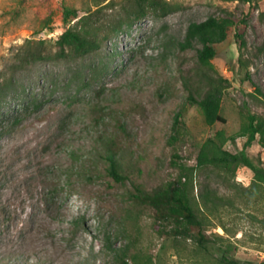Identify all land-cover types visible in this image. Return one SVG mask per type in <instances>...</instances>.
I'll return each mask as SVG.
<instances>
[{
	"label": "rangeland",
	"instance_id": "obj_1",
	"mask_svg": "<svg viewBox=\"0 0 264 264\" xmlns=\"http://www.w3.org/2000/svg\"><path fill=\"white\" fill-rule=\"evenodd\" d=\"M170 1L173 13L133 23L87 57L24 63L22 53L40 40L54 52L64 7L81 15L93 2L0 0V264H115L118 251L128 264L264 260V184L243 166L196 178L208 253L169 236L133 199L136 189L174 181L179 165L195 166L219 132L223 150L243 151L264 169L256 142L228 140L247 115L264 121V0ZM210 17L232 25L205 67L199 45L180 44L190 23ZM213 82L226 123L208 126L189 96L199 99ZM176 114L182 124L172 142ZM107 150L120 160L122 183L106 173Z\"/></svg>",
	"mask_w": 264,
	"mask_h": 264
},
{
	"label": "trees",
	"instance_id": "obj_2",
	"mask_svg": "<svg viewBox=\"0 0 264 264\" xmlns=\"http://www.w3.org/2000/svg\"><path fill=\"white\" fill-rule=\"evenodd\" d=\"M92 2L91 6L81 11V15L75 9L63 8L64 31L53 43L54 52L47 51L45 42L40 40L33 46L27 45L29 47L22 53L21 60L29 63L52 59H81L99 51L102 44L112 35L133 23L143 21L151 14L164 18L178 9L170 0H92ZM230 25L232 22L227 19L213 17L199 23H190L180 46L187 50L194 44L199 45L200 48L196 49L197 61L202 66H209L216 55L215 46L225 41ZM222 97V88L213 82L209 83V87L199 99L190 95L189 102L201 110L205 123L212 126L215 123H226L220 114ZM15 117L12 115L10 119ZM181 124V115L176 114L172 142L177 141ZM237 138L246 139L245 148L256 142L264 150V121L252 114L247 115L239 131L228 140L234 142ZM226 141L220 132L213 138H208L200 147L195 166L179 165L180 172L174 181L152 192L136 189L133 195L136 203L153 211L155 223H158L162 230L169 227V231L166 232L169 236L190 238L196 248L204 253H208L210 247L201 233L204 223L194 206L196 178L204 171H213L219 176L220 174L230 176L235 173L236 167L243 166L253 173V182L264 184V169L252 162L243 151L232 154L223 150L222 145ZM103 159L107 163V175L114 182L122 183L126 178L121 173L119 158H116L112 150H107ZM125 257L122 251L115 252V264H128ZM221 261L223 264H238L225 257H222ZM260 264H264V260Z\"/></svg>",
	"mask_w": 264,
	"mask_h": 264
}]
</instances>
